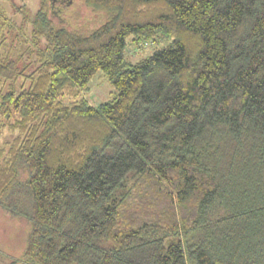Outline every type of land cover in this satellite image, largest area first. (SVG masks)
<instances>
[{
	"label": "trees",
	"instance_id": "1",
	"mask_svg": "<svg viewBox=\"0 0 264 264\" xmlns=\"http://www.w3.org/2000/svg\"><path fill=\"white\" fill-rule=\"evenodd\" d=\"M5 1L0 45L36 60L0 51V264H264V0H82L86 32Z\"/></svg>",
	"mask_w": 264,
	"mask_h": 264
},
{
	"label": "rangeland",
	"instance_id": "2",
	"mask_svg": "<svg viewBox=\"0 0 264 264\" xmlns=\"http://www.w3.org/2000/svg\"><path fill=\"white\" fill-rule=\"evenodd\" d=\"M14 1L17 4L21 3L19 0ZM0 3L7 9L9 15L19 23L20 17L13 14L14 10L12 6L5 0H0ZM25 3L30 15H33L39 8L41 0H25ZM48 4H50L51 17L55 23L64 24L66 27L79 32L90 31L92 27L104 18L102 14L87 10L83 5L82 0H49ZM24 31H26V29H18L9 32L12 35L8 38V41L5 44L2 46L0 45V51H9L12 52L14 56H20L21 63L26 65L30 64V68L35 65V50L33 53H28L24 50L25 45H23V43L18 48L13 46V44H16L13 35L16 33L21 34ZM169 42L170 38L168 37H159L155 42L141 43L139 45L129 42L126 47V57L131 62H135L140 58L149 55L154 49L163 47ZM115 94L116 90L111 86L102 70H97L95 72L88 83L87 89L81 93V95L84 96V98L93 106L111 100ZM11 137L12 134L10 132L0 130V147H2ZM9 222L6 214L0 212V248H6L8 252L13 253L14 251L17 252L19 249L18 247L20 246L19 244H21L23 234L17 233L20 229L15 228L20 222H15L14 226H10Z\"/></svg>",
	"mask_w": 264,
	"mask_h": 264
}]
</instances>
